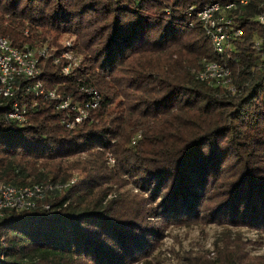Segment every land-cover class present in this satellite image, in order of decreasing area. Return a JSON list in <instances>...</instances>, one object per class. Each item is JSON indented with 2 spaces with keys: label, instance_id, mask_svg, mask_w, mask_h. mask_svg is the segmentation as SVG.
I'll use <instances>...</instances> for the list:
<instances>
[{
  "label": "trees",
  "instance_id": "16d2710c",
  "mask_svg": "<svg viewBox=\"0 0 264 264\" xmlns=\"http://www.w3.org/2000/svg\"><path fill=\"white\" fill-rule=\"evenodd\" d=\"M215 1L228 0H0V35L14 47L61 52V35L75 39L82 66L64 77L42 61L48 88L77 96L84 85L102 98L67 130L54 103L28 95L14 131L11 100L0 98V183L76 179L46 200L50 211L4 210L0 264H147L168 229L205 221L264 232V61L254 48L259 36L264 53V0L232 13L243 30L227 61L235 95L196 78L215 56L187 10ZM223 234L215 258L188 254L185 264H264Z\"/></svg>",
  "mask_w": 264,
  "mask_h": 264
},
{
  "label": "built area",
  "instance_id": "2783aa9c",
  "mask_svg": "<svg viewBox=\"0 0 264 264\" xmlns=\"http://www.w3.org/2000/svg\"><path fill=\"white\" fill-rule=\"evenodd\" d=\"M249 2L250 0L215 1L201 8L190 6L187 10L188 16L193 19L190 26H194V21L201 24L215 56V60L203 59L201 69L196 74L197 80L210 87L225 89L233 95L237 93V89L233 85V73L227 61L231 59L234 41L242 38L243 30L236 26L232 13L248 6ZM255 19L264 24V11L259 12ZM64 47L61 52L48 46L41 49L28 45L17 48L7 37L0 35V98L11 100V109L6 114L10 130L14 131L15 126H24L27 123L28 111L24 101L28 95L54 103L56 109L63 113L61 124L67 130L82 125L90 118L91 112L100 107L102 98L95 88L83 85L79 89L80 95L77 96L66 95L60 92L58 87L48 88L44 80L42 61L51 59L52 64L60 68V74L64 77L70 76L82 66V60L71 52L73 44L67 42ZM254 48L264 61L261 40L255 41ZM138 139L140 135L132 140V145H135ZM109 163L114 165V160L110 159ZM75 182L76 179H71L66 183L23 187L0 183V219L4 216V210L33 211L40 208L50 211L51 205L46 200L56 194H62ZM7 248L5 237L0 236L1 261L6 258Z\"/></svg>",
  "mask_w": 264,
  "mask_h": 264
},
{
  "label": "rangeland",
  "instance_id": "374dc122",
  "mask_svg": "<svg viewBox=\"0 0 264 264\" xmlns=\"http://www.w3.org/2000/svg\"><path fill=\"white\" fill-rule=\"evenodd\" d=\"M74 38L69 34L60 36L58 44L62 47L67 42L74 44ZM262 40L259 36L255 41ZM36 46L39 49L46 47ZM50 48H56L50 46ZM60 48V47H59ZM203 59L199 63V69L202 66ZM76 177V175L74 176ZM197 224L186 227H174L168 229L164 234V239L157 244L158 249L153 256L148 258L147 264H185L188 254L191 257H201L202 255L209 258H215L216 252L214 244L216 239L223 233L224 238L231 235V239H238L239 251L244 257L262 258L264 260V232L252 230L249 228H235L231 225ZM223 234V235H224ZM190 257V256H189ZM142 263H145L142 261ZM141 264V263H140Z\"/></svg>",
  "mask_w": 264,
  "mask_h": 264
}]
</instances>
